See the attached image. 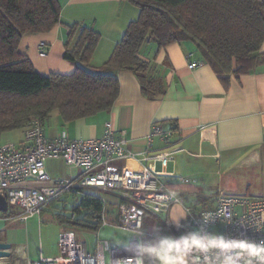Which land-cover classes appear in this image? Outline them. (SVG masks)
Listing matches in <instances>:
<instances>
[{
	"label": "crops",
	"instance_id": "crops-1",
	"mask_svg": "<svg viewBox=\"0 0 264 264\" xmlns=\"http://www.w3.org/2000/svg\"><path fill=\"white\" fill-rule=\"evenodd\" d=\"M58 2L61 6V24L50 32L25 34L19 47L35 70L44 76L71 75L76 69L73 63L64 59L68 26L79 24L101 35L90 63L95 69L108 61L128 25L140 15L139 8L126 0ZM42 43L46 45V56L40 54ZM261 53L264 61V42ZM140 56L152 63L159 75L164 77L166 94L162 98H146L135 74L129 70H120L117 73L121 86L120 96L111 112L69 123L58 112H54L44 122L45 133L50 139L59 138L64 132L71 140L99 139L104 134L105 125L110 122L118 137L121 132L125 133L129 149L140 154L149 149L148 136L155 124L174 127L171 143L180 151L165 168L166 175L161 176L160 180L169 191L179 196L182 203L157 217L147 214L145 232L148 235L147 241L155 247V264H192L186 251L176 249L175 240L193 234L186 209L200 212L215 206L217 195L211 196L207 192L206 177L201 178L207 172L199 169L201 165L224 167L225 162L235 160L236 164L245 161L253 167L264 160V64L248 75H219L200 57L190 41L174 43L161 50H158L155 42H149L142 48ZM190 60L199 61L200 65L190 69ZM163 148V142L155 139L150 150L152 152ZM115 163L133 170H143L147 166L146 162L136 160L118 159ZM63 164L64 170H68ZM46 168L54 178L67 177L54 176L47 165ZM182 179H188L189 182L185 183ZM91 194L105 197L107 207L110 202L113 205L120 202L117 194L95 190ZM71 196L77 203L81 198ZM50 206L40 215L25 221L13 219L15 210L12 208L0 212V242L10 244L9 252L12 254L9 259H0V264H29L41 258L59 256L58 240L61 233L70 227L65 222L67 217L52 213L48 209ZM56 224H60V229ZM105 229L99 231L100 238ZM93 232L98 234L97 231Z\"/></svg>",
	"mask_w": 264,
	"mask_h": 264
},
{
	"label": "trees",
	"instance_id": "trees-1",
	"mask_svg": "<svg viewBox=\"0 0 264 264\" xmlns=\"http://www.w3.org/2000/svg\"><path fill=\"white\" fill-rule=\"evenodd\" d=\"M126 1L139 8L140 15L128 25L106 63L95 69L90 64L101 35L73 24L68 26L64 59L75 65L74 73L44 76L19 47L25 34L50 32L61 24L60 3L0 0V140L6 133L23 131L30 119L45 122L54 112L66 123L111 112L120 96V70L135 74L146 98H162L164 77L140 56L149 42L161 50L190 41L200 57L224 76L248 75L264 64V0ZM103 206L99 197L83 196L73 208L78 218L65 222L98 231ZM147 240L144 264H155V247Z\"/></svg>",
	"mask_w": 264,
	"mask_h": 264
},
{
	"label": "built area",
	"instance_id": "built-area-1",
	"mask_svg": "<svg viewBox=\"0 0 264 264\" xmlns=\"http://www.w3.org/2000/svg\"><path fill=\"white\" fill-rule=\"evenodd\" d=\"M40 54H47L44 43ZM189 63L190 69L200 65L199 61ZM173 135L172 127L155 124L148 136L149 149L137 154L129 149L125 133L121 132L118 137L110 122L99 139L71 140L65 132L59 138L50 139L46 136L44 122L32 118L19 143H0V195L5 197L8 208L15 210L13 219L25 221L40 215L64 195L93 197L91 192L95 190L119 196L115 227L133 234L127 246L115 248L99 237V231L110 226L108 202L100 197L104 205L102 224L92 251L87 242L78 241L76 233L69 229L60 235L59 256L29 264H144L143 244L148 237L143 230L146 215L157 217L182 203L160 180L180 151L171 143ZM155 139L162 141L164 148L151 152ZM49 159L63 161L68 176L52 177L46 168ZM118 159L146 162L147 166L133 170L117 165ZM182 181L189 182L188 179ZM186 211L193 234L178 237L175 246L178 251L187 252L192 264H264V251H261L264 248V197L219 192L213 208ZM77 218L73 212L70 219Z\"/></svg>",
	"mask_w": 264,
	"mask_h": 264
},
{
	"label": "rangeland",
	"instance_id": "rangeland-1",
	"mask_svg": "<svg viewBox=\"0 0 264 264\" xmlns=\"http://www.w3.org/2000/svg\"><path fill=\"white\" fill-rule=\"evenodd\" d=\"M21 137H23V131L16 130L4 134L0 143H19ZM46 165L50 169V173L54 176H68L69 171L64 170L65 168L62 161L49 159L47 160ZM170 165L171 168L172 164ZM229 165H232L231 168L226 167ZM224 167H206L201 165L199 168L202 172H207V174L201 176V178L206 177V189L211 196L218 195L220 191L227 195H239L252 198L264 197V160L253 167L248 166L245 161L236 164L235 160H231L230 162H225ZM217 171H219V173H217ZM107 198L110 199V201H113L108 195ZM74 204L77 205L78 203L75 202L74 197L68 194L60 198L59 202L51 204L52 206L48 209L56 215L59 214L70 218L73 214ZM117 208V205H113L110 202L107 207V220L110 226L105 227L106 229L101 233V238L109 240L113 248L117 245L123 247L127 246L133 236L132 232L115 227L114 219L117 213ZM145 219L143 223L144 231L146 229ZM56 225L57 228L60 229V224ZM68 226L76 233L78 241L83 240L89 244L91 251L94 249L97 238L93 231L81 229L74 224H68ZM107 261H109L108 255Z\"/></svg>",
	"mask_w": 264,
	"mask_h": 264
},
{
	"label": "water",
	"instance_id": "water-1",
	"mask_svg": "<svg viewBox=\"0 0 264 264\" xmlns=\"http://www.w3.org/2000/svg\"><path fill=\"white\" fill-rule=\"evenodd\" d=\"M8 210V204L4 196L0 195V212H6ZM11 245L0 242V259H9L12 254L9 252Z\"/></svg>",
	"mask_w": 264,
	"mask_h": 264
},
{
	"label": "snow or ice",
	"instance_id": "snow-or-ice-1",
	"mask_svg": "<svg viewBox=\"0 0 264 264\" xmlns=\"http://www.w3.org/2000/svg\"><path fill=\"white\" fill-rule=\"evenodd\" d=\"M262 243H264V242H262ZM240 247H244V245H240ZM252 251H253L254 253L256 252L255 249H252ZM261 251H264V248H261Z\"/></svg>",
	"mask_w": 264,
	"mask_h": 264
}]
</instances>
